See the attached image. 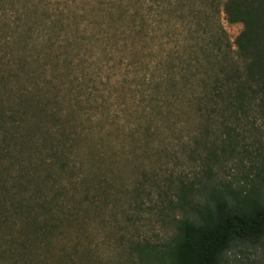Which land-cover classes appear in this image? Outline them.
I'll return each instance as SVG.
<instances>
[{
  "label": "rangeland",
  "instance_id": "rangeland-1",
  "mask_svg": "<svg viewBox=\"0 0 264 264\" xmlns=\"http://www.w3.org/2000/svg\"><path fill=\"white\" fill-rule=\"evenodd\" d=\"M171 2L0 0V28L17 27L0 59L34 73V85L15 88L33 93L26 106L35 157L46 154L38 138L60 114L77 138L60 184L68 186L67 173L90 181L87 195L67 188L51 213L2 228L0 264H157L202 188L264 195V120L204 130L185 101L188 87L176 85L174 97L167 88L180 63L210 45L203 25ZM217 20L233 49L241 25L221 12ZM170 95L172 115L160 116L156 102ZM88 107L89 121L71 117ZM221 264H264V239L231 247Z\"/></svg>",
  "mask_w": 264,
  "mask_h": 264
},
{
  "label": "trees",
  "instance_id": "trees-1",
  "mask_svg": "<svg viewBox=\"0 0 264 264\" xmlns=\"http://www.w3.org/2000/svg\"><path fill=\"white\" fill-rule=\"evenodd\" d=\"M162 2L172 5L171 0ZM176 4L184 10L180 16L189 17L190 24L198 21L203 25L201 35L210 45L181 62L182 67L165 79L172 96L176 85L182 90L188 87L185 101L193 107L204 130L210 124L225 125L226 129L243 120H264V0H176ZM220 12L227 23L241 25L233 49L217 24ZM16 28L11 34L0 28L3 49L9 46L6 36ZM25 32L31 34L33 30L26 28ZM13 61L0 59V230L51 213L56 198L64 196L67 188L81 187L83 195L90 190V181L77 180L76 173H67L65 189L64 183L60 184V175L73 162L70 149L77 139L60 114L53 130H44L38 138L39 151L46 150V154L35 157L38 148L33 141L37 138L28 134L31 116L26 106L30 99L27 94L32 92L25 85L15 88L25 79L34 85V73H22L24 61ZM33 62L28 60L27 65ZM175 74L178 82L173 83ZM56 99H50L54 105ZM175 104L171 95L157 101L158 114L172 115L170 108ZM88 110H74L71 117L89 121ZM38 168L43 169L44 176L36 175ZM201 191V202L190 206V212L177 221L173 245L157 264H221L231 247L254 246L264 239V195H237L228 189Z\"/></svg>",
  "mask_w": 264,
  "mask_h": 264
}]
</instances>
